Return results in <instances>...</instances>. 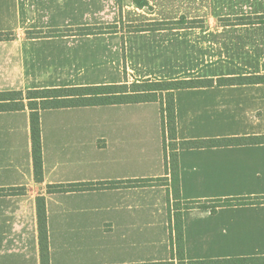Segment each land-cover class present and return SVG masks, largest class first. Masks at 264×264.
Returning <instances> with one entry per match:
<instances>
[{
  "label": "crops",
  "instance_id": "crops-1",
  "mask_svg": "<svg viewBox=\"0 0 264 264\" xmlns=\"http://www.w3.org/2000/svg\"><path fill=\"white\" fill-rule=\"evenodd\" d=\"M256 15L264 0H0V33L12 34L0 40V92L215 79L175 90L179 140L241 139L179 151L181 201L203 203L181 211L185 259L264 264V82L217 81L264 75V23L241 22ZM122 19L175 24L124 35L29 34ZM40 122L37 181L29 109L0 112V189L23 188L0 194V264H42L40 195L50 264L173 260L171 186L156 181L166 176L160 103L46 109ZM114 181L124 183L47 193L52 184Z\"/></svg>",
  "mask_w": 264,
  "mask_h": 264
},
{
  "label": "trees",
  "instance_id": "trees-1",
  "mask_svg": "<svg viewBox=\"0 0 264 264\" xmlns=\"http://www.w3.org/2000/svg\"><path fill=\"white\" fill-rule=\"evenodd\" d=\"M243 24L264 23V15L247 16L242 21ZM171 24V23H170ZM168 23L153 22L131 24L129 26L130 32H142L149 30H157L165 28ZM175 24V23H174ZM177 24L179 25H193L192 21L182 19ZM166 26V28H167ZM119 25L108 26H85L79 28H71L65 31L51 30L47 32L34 31L29 32L35 38L45 36H60L66 35H89L100 33L118 32ZM11 33H0V40L11 39ZM126 74V71H125ZM218 83H263L264 75H249L230 78H220ZM215 79H173L157 81L150 78L139 81L129 82L126 79L119 84L106 85H87V86H69V87H53L30 89L27 91L13 90L0 92V112L6 111H20L29 109L30 111V126H31V140L32 153L34 161L35 179L37 181L43 180V146H42V132L40 114L42 110L58 109V108H72V107H90L103 106L113 104H135L146 102H159L161 111V122L163 127V146L165 153V170L167 184L170 181H175V192L177 194L176 201H181L180 196V178H179V151L182 149L202 148L216 145H231L241 142L239 138L227 139H198L181 141L177 136L176 112H175V90L199 87L202 85H213ZM168 128L172 129L171 140L173 141L171 150L172 157L168 152V145L166 144L167 136L165 133ZM264 139V138H262ZM169 181V182H168ZM131 182V181H130ZM123 181L114 182H98V183H67V184H52L47 186V193H62L72 191L97 190L104 188H115L123 184ZM171 186V185H170ZM23 191V188L11 187L8 189H0L1 195H13ZM172 200V198H171ZM259 200L264 201L263 198ZM227 202L233 200H226ZM172 202V201H171ZM184 207L182 209L196 208L203 206L201 201H183ZM170 204V200H169ZM38 206V222H39V239H40V253L41 263L50 264V248L47 226V210H46V196L40 195L37 198ZM174 208V207H173ZM182 209L180 210L179 221L175 224V231L172 227L171 220V236L172 231L175 235L173 238V260L162 263H145V264H176L174 261L177 257L178 264H213L212 261H187L185 259L184 237L182 227ZM241 261H244L243 259Z\"/></svg>",
  "mask_w": 264,
  "mask_h": 264
},
{
  "label": "rangeland",
  "instance_id": "rangeland-1",
  "mask_svg": "<svg viewBox=\"0 0 264 264\" xmlns=\"http://www.w3.org/2000/svg\"><path fill=\"white\" fill-rule=\"evenodd\" d=\"M140 23H148V22H135V23H126L123 19L119 22V28H118V32L122 33L123 35L125 33H129V26L131 24L135 25V24H140ZM163 23H168L170 24L171 22H163ZM174 23H171L170 25H165L164 27L166 28L167 27H171L173 26ZM187 25H185L186 27ZM51 31V30H49ZM114 33V32H113ZM133 82V81H132ZM165 135L167 136V141H166V144L168 145V152L170 154V156L172 157V154H173V151L171 150L172 148V144H173V141L171 140V136H172V129L171 128H168V131L165 133ZM167 178H159L157 179L156 181L159 183V184H165L167 183L166 181ZM169 182V181H168ZM170 185H171V191L169 190V200H170V207L173 205V211L174 213H171L173 215V223H172V227L174 228V231H175V225L177 224L176 222L179 221V218H180V210L184 207V204L180 201H176V198H177V194L175 192V181H170ZM171 198L173 199V202H171ZM171 211H172V208H171ZM176 223V224H175ZM174 232L172 231V235H173V238H174Z\"/></svg>",
  "mask_w": 264,
  "mask_h": 264
}]
</instances>
